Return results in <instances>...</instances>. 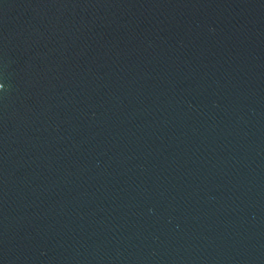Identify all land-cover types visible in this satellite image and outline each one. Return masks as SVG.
Returning a JSON list of instances; mask_svg holds the SVG:
<instances>
[{
	"label": "water",
	"instance_id": "1",
	"mask_svg": "<svg viewBox=\"0 0 264 264\" xmlns=\"http://www.w3.org/2000/svg\"><path fill=\"white\" fill-rule=\"evenodd\" d=\"M0 264H264V0H0Z\"/></svg>",
	"mask_w": 264,
	"mask_h": 264
}]
</instances>
